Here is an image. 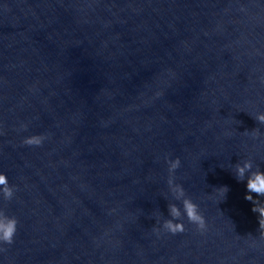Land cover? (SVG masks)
Returning <instances> with one entry per match:
<instances>
[{
    "label": "water",
    "instance_id": "obj_1",
    "mask_svg": "<svg viewBox=\"0 0 264 264\" xmlns=\"http://www.w3.org/2000/svg\"><path fill=\"white\" fill-rule=\"evenodd\" d=\"M261 113L264 0H0V264H264ZM176 158L203 233L162 230Z\"/></svg>",
    "mask_w": 264,
    "mask_h": 264
},
{
    "label": "clouds",
    "instance_id": "obj_2",
    "mask_svg": "<svg viewBox=\"0 0 264 264\" xmlns=\"http://www.w3.org/2000/svg\"><path fill=\"white\" fill-rule=\"evenodd\" d=\"M255 120L264 125V113L256 115ZM22 130L27 131V125H23ZM3 134V131L0 130V135ZM251 135L256 139L259 138L261 134L259 129H256ZM46 139L47 137L44 135H34L24 139L23 144L39 147L43 145ZM166 162L169 171L168 186L170 192L175 200L181 203L182 208L175 203L168 205L170 219L163 221L162 230L172 235L184 233L186 228L182 220L186 216L189 223L195 225L201 233L205 232L207 230V223L205 217L200 212L199 206L195 204L191 198L186 196V192L182 185L175 183V172L181 167V160L179 158H176L174 161L167 159ZM252 169L253 163L250 160L245 161L242 165L237 164L235 178L238 181H244L246 179L247 192L254 193L264 198V171H252ZM218 191L223 200L226 198L229 189L227 187H222L218 189ZM14 195L15 190L10 186L7 176L5 174H0V196H2L4 200L11 201ZM245 199L251 201L255 205L252 211L259 215V231L261 236L264 237V203H262L261 200H254L251 194L246 195ZM157 223H159V220H157ZM17 228L18 220L15 217L8 216L4 211L0 210V245H12L17 233ZM154 231L159 235L161 228H154ZM6 250V248L0 247V252Z\"/></svg>",
    "mask_w": 264,
    "mask_h": 264
}]
</instances>
